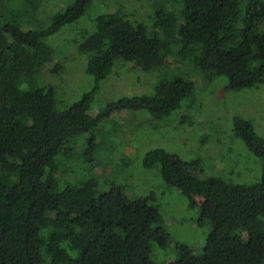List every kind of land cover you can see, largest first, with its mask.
Returning a JSON list of instances; mask_svg holds the SVG:
<instances>
[{"label": "trees", "instance_id": "1", "mask_svg": "<svg viewBox=\"0 0 264 264\" xmlns=\"http://www.w3.org/2000/svg\"><path fill=\"white\" fill-rule=\"evenodd\" d=\"M92 1L70 0L44 28L0 23V264H153L152 243L167 245L158 209L146 198L129 199L117 185L94 195L89 179L58 187L57 156L69 153V139L92 131L113 111L168 116L192 95L190 80L161 79L149 95L108 102L92 116L97 83L115 58L151 71L170 54L205 77L224 76L227 89L264 83V0H172L174 10L154 7L149 25L121 10L95 15L93 31L76 42L93 84L57 110L53 86L23 83L51 62L46 38ZM49 71L58 72V64ZM232 130L263 161L256 182L199 178L188 163L159 148L142 158L144 166H159L166 185L201 197L218 212L201 252L177 245L166 264H264V137L241 117L233 119Z\"/></svg>", "mask_w": 264, "mask_h": 264}, {"label": "rangeland", "instance_id": "2", "mask_svg": "<svg viewBox=\"0 0 264 264\" xmlns=\"http://www.w3.org/2000/svg\"><path fill=\"white\" fill-rule=\"evenodd\" d=\"M69 1L0 0V23L13 20L22 30L44 28L50 17L64 12ZM158 4L170 10L176 7L172 0H93L76 20L46 38L51 62L23 87L50 84L57 110L65 109L93 84L83 71L86 54L77 50L76 42L93 31L94 16H110L121 10L131 21L149 25ZM166 62L142 71L133 63L115 58L108 74L97 83L88 113L95 116L106 103L122 97L149 95L159 80L177 76L193 83L192 95L180 109L168 116L145 110L113 111L92 131L69 139V153L57 156L58 187L89 179L94 195L117 185L129 199L146 198L156 206L168 242L163 248L152 243L153 264L173 260L177 245L199 254L218 212L201 197L166 185L158 165L142 164L147 151L159 148L176 155L199 178L219 177L237 184L258 181L263 166L262 159L234 135L232 124L235 117L248 119L254 132L264 137V83L231 90L224 76L205 77L191 63L175 61L170 54ZM54 63L59 66L55 73L49 71Z\"/></svg>", "mask_w": 264, "mask_h": 264}]
</instances>
